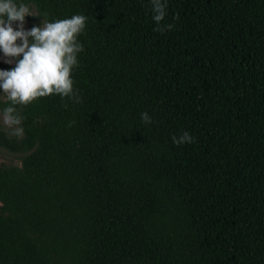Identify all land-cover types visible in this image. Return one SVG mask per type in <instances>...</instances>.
I'll list each match as a JSON object with an SVG mask.
<instances>
[{"label":"trees","instance_id":"obj_1","mask_svg":"<svg viewBox=\"0 0 264 264\" xmlns=\"http://www.w3.org/2000/svg\"><path fill=\"white\" fill-rule=\"evenodd\" d=\"M17 2L87 23L79 102L0 129V264H264V0H167L163 33L149 0Z\"/></svg>","mask_w":264,"mask_h":264},{"label":"clouds","instance_id":"obj_2","mask_svg":"<svg viewBox=\"0 0 264 264\" xmlns=\"http://www.w3.org/2000/svg\"><path fill=\"white\" fill-rule=\"evenodd\" d=\"M149 2L156 24L154 31H171L174 25L164 23L167 0ZM28 16L41 15L30 4L0 0V52L7 58L6 63L16 61L14 68L0 70V95L8 105L0 109V122L17 138L24 134L20 110L37 102L38 98L59 95L61 99L79 102L71 74L78 66V54L83 51L78 37L84 33L87 23L84 15L51 22L42 16L40 26L25 30V17ZM14 22H18L15 29ZM19 57L22 58L17 59ZM141 121L145 125L152 123L146 112L141 113ZM172 142L180 146L194 140L188 132H183L179 137L173 136Z\"/></svg>","mask_w":264,"mask_h":264},{"label":"rangeland","instance_id":"obj_3","mask_svg":"<svg viewBox=\"0 0 264 264\" xmlns=\"http://www.w3.org/2000/svg\"><path fill=\"white\" fill-rule=\"evenodd\" d=\"M30 17H32V16L25 17V22H24V29L25 30H29L30 24L33 22V20L30 19ZM17 23L18 22H14V24H13L14 29H15ZM36 24H38V26H40L41 22L36 21ZM6 59L7 58H5L3 54H0V62L5 63V64H9V63L5 62ZM11 64H14V60ZM0 100L3 101L2 95H0ZM0 129L3 130L8 137L17 138L16 136L11 134L10 129H7L5 126H3L2 122H0ZM18 164H19V155L11 154L10 152L4 150L3 148H0V165H18Z\"/></svg>","mask_w":264,"mask_h":264}]
</instances>
